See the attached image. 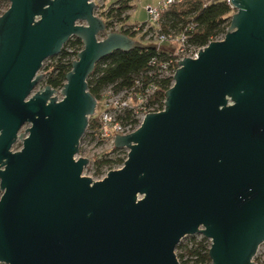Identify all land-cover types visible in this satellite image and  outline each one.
<instances>
[{
	"label": "water",
	"instance_id": "1",
	"mask_svg": "<svg viewBox=\"0 0 264 264\" xmlns=\"http://www.w3.org/2000/svg\"><path fill=\"white\" fill-rule=\"evenodd\" d=\"M0 17V263L180 264L182 240L212 241L213 264H256L264 244V0H232L225 39L184 58L103 180L84 176L80 142L97 112L98 63L130 50L94 0H8ZM84 48L62 98L41 89L45 61ZM28 127L25 133L22 129ZM18 140L22 149L14 151Z\"/></svg>",
	"mask_w": 264,
	"mask_h": 264
},
{
	"label": "trees",
	"instance_id": "2",
	"mask_svg": "<svg viewBox=\"0 0 264 264\" xmlns=\"http://www.w3.org/2000/svg\"><path fill=\"white\" fill-rule=\"evenodd\" d=\"M10 3L8 0H0V3ZM135 0H117L108 5V11L104 12L108 19H114L129 23L131 12L135 10ZM234 11L224 0H182L180 3L169 5L162 12L161 28L166 33H181L187 31L190 43L195 47H205L212 41H216L226 34ZM146 23V22H144ZM136 41V46L130 50H117L110 56L98 63L93 73L88 79V88L93 96L98 99V112L89 119L90 131L96 133L101 127L99 115L101 113L103 96L109 88L114 91H121L132 87L138 78H142L145 84L151 80L158 83V70L160 63L167 61L169 55L175 52L174 45H161L158 47L156 42H142L138 40V31L128 32ZM141 38L145 39V35ZM73 46L83 47L81 39L75 38L69 41ZM69 43L66 45L68 46ZM66 55L65 48L59 57L51 58L54 62L48 64L46 74L43 76L44 85H51L55 89H60L66 82V75L72 69V62H64ZM157 58V64H153V59ZM153 71L156 75L150 76L148 73ZM161 88L156 92L152 104L160 103L166 99L165 92L173 85L172 79H161ZM100 106V107H99ZM97 156L95 164L97 166L96 175L102 173L104 167L111 169L123 166L128 158L125 151L118 150L116 147L110 152ZM191 245H181L179 255L181 264L204 263L213 264L210 259L211 242L203 237L202 241L191 240ZM208 242V245L206 244ZM188 257V259H186Z\"/></svg>",
	"mask_w": 264,
	"mask_h": 264
},
{
	"label": "built area",
	"instance_id": "3",
	"mask_svg": "<svg viewBox=\"0 0 264 264\" xmlns=\"http://www.w3.org/2000/svg\"><path fill=\"white\" fill-rule=\"evenodd\" d=\"M94 1L97 4L96 15L100 18H103V20H105L106 22V32L99 36L100 40H103V38H105L109 33L119 32L128 34V32L132 33L138 31L139 37L145 35V40L155 41L158 44V47L171 43L177 46L175 52L169 55V59L160 63V69L158 70L159 75L157 77L158 83L156 82V80H151L150 82L145 84L144 82H142V78H138L134 82L132 87L128 89L114 91L113 88H109L105 92V95L103 96L104 99L101 104L102 111L99 115L101 127L96 133L87 129L85 137L80 142V153L77 155V158H89L90 161L86 166V169H88V167H91L96 177V179H93L95 181H98L103 180L107 176L109 171L113 169H111L110 167L103 168L102 173L100 175H96L97 166L95 164V159L92 157V155H88L87 152H89L99 144H108L111 149H114V141L118 134L129 135V133L135 132V130H137L143 123V121L145 120L144 118L147 114H150L151 112H161L163 109H165L164 105L161 107L160 103L152 104L153 102H151L154 101L156 92L161 88V79H174V75L176 74L175 72L179 68V62H181L186 57L193 59L198 57L199 52L204 47L199 48L192 45L190 43V38L187 31H182L181 33H166L162 31V12L166 8H168L169 5L180 3L182 2V0H163L158 6L146 5L145 10L148 14V20L146 23H125L124 26L122 24L124 22L114 19H108L105 16L104 12H107L109 9L108 6H106V0ZM224 1H226V3L230 5L234 13L237 11L236 6L232 2V0ZM1 15H3V13H0V17ZM224 36L225 35H223L221 38H218L217 40L225 39ZM75 38L76 37H73L71 40ZM64 48L67 56H64L63 60L65 63L69 64L70 62H73L78 58L77 54L81 52L84 46H73L69 43V45L65 46ZM157 63V58H154L152 65H155ZM148 74L150 76L156 75V73H154L153 71H150ZM62 87L60 89H57V96L59 100L62 98ZM162 102L163 104H165V100H163ZM120 150L126 151L128 154L127 149ZM123 166H120L118 169ZM114 169H117V167ZM84 176L88 175H85L84 173ZM253 261H255L256 264H264V244L258 247V253L253 258Z\"/></svg>",
	"mask_w": 264,
	"mask_h": 264
},
{
	"label": "rangeland",
	"instance_id": "4",
	"mask_svg": "<svg viewBox=\"0 0 264 264\" xmlns=\"http://www.w3.org/2000/svg\"><path fill=\"white\" fill-rule=\"evenodd\" d=\"M106 1H107L106 2V6H108L109 4H111V3H113L114 1H117V0H106ZM159 1L161 2V0H135V2H134V3H136L135 10L132 12V14H131V16L129 18L130 19L129 22L131 24L147 22V20H148V14H147V12L145 10V6L146 5L158 6L160 4ZM9 7H10V3H5V2L4 3H0V13H3L4 14V12L9 9ZM138 40H140L142 42H145V43H148V42H152L153 43V42H155L153 40H145V39H143V38H141L139 36H138ZM171 44H167V45H171ZM174 47H175V49H177L176 48L177 46L174 45ZM53 62L54 61L53 60L51 61L50 59H48V61H45L44 62V65H43V69L39 72V74H43V76H44L46 74V72H47L46 68H47L48 64H51ZM44 86L45 85H44L43 81H41V83L37 86V89H41ZM97 109H100V108L97 107ZM97 112H98V110H97ZM30 126L31 125L28 124L25 128L22 129L21 133H25L26 130L28 129V127H30ZM22 145H23V141L22 140H18L17 143L14 145V151L15 152H18V150H21L23 148ZM112 151H113V149H111V147H109L108 144L107 145H105V144H99L95 148H93L92 150H90L89 152H87V154L88 155H92V157L94 159H96L97 156H101V155H103L105 153H108V152H109L110 155H112L110 153ZM104 168H106V167H104ZM84 173H85V175L91 176L92 178L96 179V177L94 175V171H93V169L91 167H88V169H86V171ZM2 195H3V193L0 190V199H1ZM203 237H204L203 235H201V236H195V237H193V236L186 237V238H184L182 240L181 245H188V244L191 245L192 244V241L191 240H193V239H195L196 241H199L200 242V241H202V238ZM210 242L212 244V241L211 240H210ZM206 244L208 245V242H206ZM180 246L176 250L175 253H177L179 262L181 264V261H180V258H179V255L181 253ZM186 259H188V257ZM192 263L193 264H200V263H196V262H192ZM0 264H5V263H0ZM202 264H204V263H202Z\"/></svg>",
	"mask_w": 264,
	"mask_h": 264
},
{
	"label": "crops",
	"instance_id": "5",
	"mask_svg": "<svg viewBox=\"0 0 264 264\" xmlns=\"http://www.w3.org/2000/svg\"><path fill=\"white\" fill-rule=\"evenodd\" d=\"M161 1H163V0H161ZM159 2H160V1H159ZM159 2H158V3H159ZM109 3H110V2H109ZM156 5H157V4H156ZM131 14H132V12H131ZM130 16H131V15H130Z\"/></svg>",
	"mask_w": 264,
	"mask_h": 264
}]
</instances>
